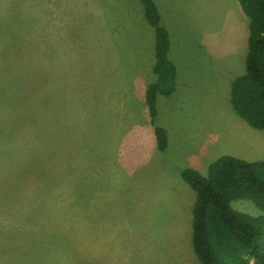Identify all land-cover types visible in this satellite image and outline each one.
I'll use <instances>...</instances> for the list:
<instances>
[{"label":"rangeland","instance_id":"1","mask_svg":"<svg viewBox=\"0 0 264 264\" xmlns=\"http://www.w3.org/2000/svg\"><path fill=\"white\" fill-rule=\"evenodd\" d=\"M154 1L170 60L190 67L187 84L159 96L155 124L170 138L160 154L144 100L156 79L155 32L139 0L35 3L37 52L31 21L0 19V264H200L195 192L178 168L206 175L219 152L264 160V131H249L250 140L233 129L235 112L218 113L232 109L226 77L245 72L248 17L239 1ZM111 12L116 30L101 49L95 15ZM205 112L218 118L201 119ZM175 175L193 199H179ZM230 204L261 213L250 200Z\"/></svg>","mask_w":264,"mask_h":264},{"label":"trees","instance_id":"2","mask_svg":"<svg viewBox=\"0 0 264 264\" xmlns=\"http://www.w3.org/2000/svg\"><path fill=\"white\" fill-rule=\"evenodd\" d=\"M145 20L155 32V81L144 91L157 148L167 147L165 128L155 124L158 95L175 90L176 66L168 56L169 33L161 24L154 0H139ZM248 17L245 72L230 82V103L237 116L264 131V0H238ZM182 180L195 192L191 211L192 250L200 264H264V160L224 154L213 160L206 175L185 167ZM252 201L261 211L251 216L230 202Z\"/></svg>","mask_w":264,"mask_h":264},{"label":"crops","instance_id":"3","mask_svg":"<svg viewBox=\"0 0 264 264\" xmlns=\"http://www.w3.org/2000/svg\"><path fill=\"white\" fill-rule=\"evenodd\" d=\"M0 1H3V0H0ZM50 1H53V0H27L26 2H23V1H20V0H5V2H0V19L1 18H4V17H7L8 19H6L4 22H6L7 20L9 19H13L14 17H19V18H25L26 19V23H30L31 19L34 17L31 15V10L30 9H33V8H36L37 5L35 3H39V2H42L41 4H38V6H47L48 2L51 3ZM63 2V1H62ZM155 2V1H154ZM5 5H4V4ZM54 3V2H53ZM156 4V3H155ZM157 6V5H156ZM6 8V10H5ZM39 8V7H38ZM99 10L101 11V8H99ZM144 15V14H143ZM95 19L96 21L98 22L97 23V27H98V30H97V33H96V36L94 37L96 40H97V43L101 46V49L103 48L102 45L104 43V41H107V39L109 38V33L110 31L109 30H116V28L114 27V24L117 22V18L115 17V15H113V13L111 12L110 15H105L103 16L101 13L99 14H96L95 15ZM50 17L48 16L47 18V23L44 24L46 26H48V23L50 22ZM1 21V20H0ZM247 22V25H248V20L246 21ZM162 24V23H161ZM33 25L36 26V33L33 35L32 37V43L34 44V48L37 52L38 50V40H37V35H38V32H42L41 31V28L43 27H39L40 25L42 24H37L35 21H31V26L33 27ZM164 26V25H163ZM165 27V26H164ZM46 30L47 27H44ZM103 28L106 29L107 33H102L103 31ZM166 28V27H165ZM167 29V28H166ZM101 30V32H100ZM168 30V29H167ZM30 31V29L28 30ZM16 33H19V32H16ZM169 33V31H168ZM15 34V33H14ZM243 34H244V31H243ZM103 36L106 37V39H103ZM5 37V36H3ZM10 37V36H7V38ZM169 41H170V37H169ZM155 45V43H154ZM172 47H173V43L170 41V46H169V51H168V55L170 54V51L172 50ZM9 50V49H8ZM13 50V52H11L12 54H23L25 51H22L23 49H19L20 51L19 52H16L15 53V50L14 48L11 49ZM100 55V54H99ZM9 56H14V55H9ZM173 61V60H172ZM173 63L175 64L176 66V80H175V90L172 92V93H176L177 90L179 89V86L182 85L181 87H183L186 83V79L184 80V78H186L188 76V70L190 69V67H185L183 68L181 71H179L178 67H177V64L175 61H173ZM153 71V67L151 69ZM226 84L228 83L227 87H228V91H230V82H231V79L227 78L226 77ZM151 83V82H150ZM149 84V83H148ZM147 84V85H148ZM146 85V86H147ZM146 88V87H145ZM145 91V89H144ZM159 96L161 95H158L157 96V99H156V109H157V114H156V117L158 115V99L160 98ZM164 96V95H162ZM170 96V95H169ZM225 113L228 115V117H230L231 115V112H234L233 109H228V110H224L222 107L220 109V111H218V113L222 114ZM223 115V114H222ZM201 119H208V117L210 119H214V118H218V115H216V113L212 114V112H205L204 114H201L200 115ZM233 116H236V115H233ZM155 117V118H156ZM237 118V117H235ZM233 120V117L231 116V120ZM242 120V119H241ZM239 119H235V121L233 122V129L236 131V133L238 132L239 134H245L246 138H249V131L251 132H260L258 129H255V128H252L251 126H249L245 121H241ZM246 126V127H245ZM249 126V127H247ZM164 128V127H163ZM246 128V129H245ZM249 128V129H248ZM153 129V127H152ZM232 129V131H233ZM166 130V129H165ZM231 131V132H232ZM153 132V130H152ZM167 132V130H166ZM237 133V134H238ZM168 132H167V147H168V141L170 140V138L168 137ZM232 135V134H231ZM245 139V138H244ZM250 139V138H249ZM152 142H153V147L155 146L156 149H153L156 154H160V152H165L167 150V147L166 149L164 150H159L157 148V144H156V139H155V136H154V141L153 139H151ZM251 140V139H250ZM225 154V152H219V154ZM154 154V152H153ZM223 154V155H224ZM163 156V155H161ZM108 166L107 163H105L104 167ZM182 168H185V167H179L178 171H181ZM177 175V174H176ZM176 175L174 176V185L176 184L177 185V190L179 189V199L182 201V198L184 199L185 198V194L186 193V196L188 197V199L190 200L193 196H192V193H190L189 189L186 187L185 183H183V181H180V177H176ZM181 176V175H180ZM177 178V179H176ZM175 188V186H174ZM183 191V192H182ZM182 197V198H181ZM144 199V198H143ZM193 199V198H192ZM195 200V199H194ZM193 200V201H194ZM187 204V203H186ZM185 204V205H186ZM194 204V202H193ZM186 207H188V205H186ZM192 208V203H191V206ZM178 208L179 209H182V205L179 204L178 205ZM190 208V209H191ZM189 210V207L187 208V211ZM113 222H117V221H112L111 223ZM118 228L120 226V224H115ZM107 230H113V231H117L118 229L115 227V228H112V226L110 227V229H107ZM95 231H104L101 229L100 225L97 224V226L95 225ZM94 241H92L91 245H93L94 247H106V246H102L101 245V242H97L95 241L96 239H93ZM102 241V240H101ZM102 242H106L110 247H111V242H107V241H102ZM122 242V241H121ZM120 241H117L116 240V243L121 246V243ZM102 258V257H100ZM106 260H110L109 258H105Z\"/></svg>","mask_w":264,"mask_h":264}]
</instances>
